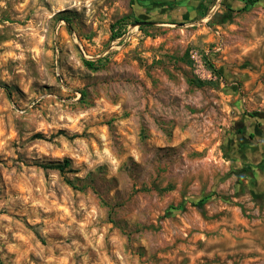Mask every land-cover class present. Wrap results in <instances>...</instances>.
<instances>
[{
    "label": "rangeland",
    "instance_id": "1",
    "mask_svg": "<svg viewBox=\"0 0 264 264\" xmlns=\"http://www.w3.org/2000/svg\"><path fill=\"white\" fill-rule=\"evenodd\" d=\"M0 264H264V0H0Z\"/></svg>",
    "mask_w": 264,
    "mask_h": 264
},
{
    "label": "trees",
    "instance_id": "2",
    "mask_svg": "<svg viewBox=\"0 0 264 264\" xmlns=\"http://www.w3.org/2000/svg\"><path fill=\"white\" fill-rule=\"evenodd\" d=\"M256 1H258V0H247V2L249 3V4H253V3H255ZM121 21H123V18L122 19H120V20H118V21H116V23H114V24H112V28H114V26L115 25H117L118 27H119V25H120V23H122ZM121 25H123V24H121ZM141 26V25H140ZM120 33H121V30L119 31V32H117V33H114L113 32V35H112V37L113 38H116V37H119L120 36ZM84 61V63L88 66V67H91V68H93L94 67V63L92 62V61H89V60H83ZM45 166H53V167H58V168H62L63 166L62 165H60V164H48V165H45Z\"/></svg>",
    "mask_w": 264,
    "mask_h": 264
},
{
    "label": "water",
    "instance_id": "3",
    "mask_svg": "<svg viewBox=\"0 0 264 264\" xmlns=\"http://www.w3.org/2000/svg\"><path fill=\"white\" fill-rule=\"evenodd\" d=\"M154 22H152V21H147V20H138V21H136L134 24H136V25H147V24H153Z\"/></svg>",
    "mask_w": 264,
    "mask_h": 264
},
{
    "label": "crops",
    "instance_id": "4",
    "mask_svg": "<svg viewBox=\"0 0 264 264\" xmlns=\"http://www.w3.org/2000/svg\"><path fill=\"white\" fill-rule=\"evenodd\" d=\"M213 135H214V134H212L211 137H213ZM198 139L203 140V142H202L203 145H204V143H205L204 141L207 140V139L204 137V135H203L202 133H199V135H198Z\"/></svg>",
    "mask_w": 264,
    "mask_h": 264
}]
</instances>
